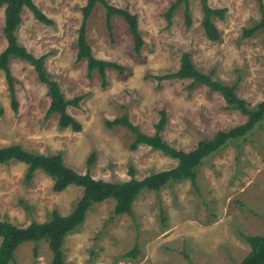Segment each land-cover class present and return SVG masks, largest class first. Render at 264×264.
Here are the masks:
<instances>
[{"label":"rangeland","instance_id":"374dc122","mask_svg":"<svg viewBox=\"0 0 264 264\" xmlns=\"http://www.w3.org/2000/svg\"><path fill=\"white\" fill-rule=\"evenodd\" d=\"M175 0H105L137 16L143 40L139 54L125 22H105V8L96 4L86 26V41L94 58L113 62L122 71L108 69L105 84L97 71L87 76L86 61L76 62L81 8L86 0H33L51 21L45 25L24 8L15 36L17 43L44 66L64 98L82 96L67 113L80 125L78 132L58 127V116H46V85L33 67L13 58L17 111L0 71V148L17 144L32 153L60 154L78 173L109 182L135 179L173 168L176 161L140 145L134 136L107 121L127 117L140 132L152 136L165 114L161 139L179 152H190L217 131L245 123L239 111L227 109L220 95L203 86L188 89L189 80L154 79L177 70L182 53L195 67L225 85H236V95L248 109L264 99V29L243 38V28L260 18L255 0H208L212 8L227 10L214 19L220 40L209 42L203 33L200 0H189L190 27L185 26L184 4L165 18ZM264 1V0H263ZM0 8V52L6 47ZM93 160L87 165L90 156ZM26 166L10 161L0 165V220L25 227L44 222L52 212L69 214L82 189L68 186L52 191V181L40 170L25 179ZM114 201L93 204L84 222L64 238V264H240L248 254L245 236H264V119L244 138L231 140L198 168L196 187L186 180L158 192L144 191L132 205L133 217L113 214ZM1 241V239H0ZM135 251V257L125 256ZM45 241L24 242L9 264H50Z\"/></svg>","mask_w":264,"mask_h":264},{"label":"trees","instance_id":"16d2710c","mask_svg":"<svg viewBox=\"0 0 264 264\" xmlns=\"http://www.w3.org/2000/svg\"><path fill=\"white\" fill-rule=\"evenodd\" d=\"M258 2L259 20L250 28H243L242 37L251 38L264 29V1ZM96 4L105 8V22L107 28H111V18L120 17L131 34L134 41V50L139 54L143 40L138 31L137 16L131 14L127 9H120L111 6L105 0H86L81 8V22L78 29L76 62L86 61L87 76L97 71L105 84V73L108 69L122 71V67L113 62L96 59L91 54V49L86 41V26L89 16ZM181 4H184L185 26L190 27L191 18L189 14V0H175L165 13L169 23L173 11ZM202 20L201 26L205 38L209 42L220 40V32L214 23V19L224 20L227 10L225 8H212L208 0H200ZM0 8L4 9V23L2 33L6 41V47L0 52V71L3 72L7 84V92L10 97V106L17 111L18 103L15 95L14 78L9 69V62L16 58L29 63L36 74L37 80L46 85L49 106L46 116L57 115L58 127L61 129L70 128L74 132L81 129V125L68 113V107L77 108L82 96L71 100L64 98L57 83L50 79L45 66V56L36 57L29 53L23 46L17 43L15 32L21 23V13L24 8L32 13L39 23L49 25L51 21L37 8L33 0H0ZM158 81L162 80H189L188 89L203 86L209 91L220 95L227 109L239 111L246 117L245 123L235 126L229 130L217 131L210 140L199 141L190 152H179L163 142L159 133L165 125V114L161 112V118L155 125V134L148 136L132 125L128 118L120 117L107 121L106 126H122L129 130L134 136L130 145L136 149L145 145L153 150L160 151L165 156L176 161L173 168L151 173L142 179L134 178V171L129 168V180L109 182L101 179H94L89 172L78 173L67 167L60 154L44 155L24 150L17 144L0 148V165L10 161L19 162L26 166L25 179L30 180L35 171L40 170L52 181V191L60 193L68 186H76L82 189L74 209L67 215H60L52 212L49 220L44 222H31L25 227H18L10 222L0 220V264H9L14 260V254L18 246L24 242L45 241L52 254L50 264H64L62 244L66 235L76 230L83 222L86 213L93 204L103 202L107 199L114 201L113 214L115 216L127 215L133 217L132 205L136 198L144 191L158 192L172 184L183 181H190L196 187L198 168L203 160L214 155L223 149L227 142L244 138L253 128L264 119V99L254 109H248L247 103L236 95V85H225L212 78V74H205L199 71L192 62L188 53H182L179 66L176 71L161 76H154ZM2 110L0 109V114ZM93 160V155L87 161V165ZM244 240L249 246L248 254L241 260L240 264H264V236H245ZM127 257H135V251L127 253Z\"/></svg>","mask_w":264,"mask_h":264}]
</instances>
